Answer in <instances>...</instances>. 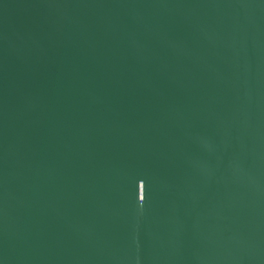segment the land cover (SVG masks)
Returning a JSON list of instances; mask_svg holds the SVG:
<instances>
[{
    "label": "water",
    "instance_id": "obj_1",
    "mask_svg": "<svg viewBox=\"0 0 264 264\" xmlns=\"http://www.w3.org/2000/svg\"><path fill=\"white\" fill-rule=\"evenodd\" d=\"M0 264H264V0H0Z\"/></svg>",
    "mask_w": 264,
    "mask_h": 264
}]
</instances>
